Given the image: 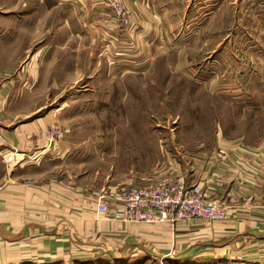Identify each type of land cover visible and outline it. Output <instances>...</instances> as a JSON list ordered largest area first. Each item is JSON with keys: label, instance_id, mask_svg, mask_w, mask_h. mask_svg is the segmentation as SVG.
<instances>
[{"label": "rangeland", "instance_id": "rangeland-1", "mask_svg": "<svg viewBox=\"0 0 264 264\" xmlns=\"http://www.w3.org/2000/svg\"><path fill=\"white\" fill-rule=\"evenodd\" d=\"M120 1L130 12L127 27L106 0H0L9 128L54 112L48 127L63 129L57 148H68L60 163L24 169L30 188L56 180L96 195L109 186L152 183L171 174L169 166L190 168L195 154L203 159L227 140L256 145L264 137V0ZM62 198L48 202L64 210ZM95 210L112 222L105 250L74 264L212 258L161 254L155 240L128 247L119 223H140L133 224L138 230L160 223L108 219Z\"/></svg>", "mask_w": 264, "mask_h": 264}, {"label": "crops", "instance_id": "crops-1", "mask_svg": "<svg viewBox=\"0 0 264 264\" xmlns=\"http://www.w3.org/2000/svg\"><path fill=\"white\" fill-rule=\"evenodd\" d=\"M135 1L142 6L141 0ZM171 2L179 3L178 0ZM166 10L169 11V7ZM210 13V10L205 13V18ZM3 41L7 46V40L0 39V43ZM24 50L15 58H21ZM8 72L9 69L0 71V184L4 183L0 191V264L86 261L89 258L86 252L105 250V229L112 223L95 210L97 192L103 189L95 195L83 187L59 185L56 180L32 188L22 181L29 176H25V168L43 167L47 161L48 164L60 163L68 148L63 142L58 148V142L54 147L47 146L45 133L55 119L54 112L9 128V118L3 109L8 97L7 82L3 80ZM260 140L256 145H249L242 140L230 139L210 149L203 159H198L195 150L190 168L179 166L178 162L169 166L172 175H182L188 184L197 182L209 195L226 202V219L178 220L176 224L146 222L149 225L160 223L147 230L141 226L138 230L133 226L135 223L125 222L119 223L118 236L134 249L140 242L155 240L154 250L161 254L170 251L176 257L189 254L212 257L209 261L194 259L191 263L195 264H219L226 258L231 264H250L248 262L254 259H264V137ZM199 150L202 152L201 148ZM16 152L20 154V161L15 160ZM162 174L151 181L159 180ZM47 189L45 196L42 192ZM58 196L63 197L64 210H58L56 204L48 202L53 197L52 202H56ZM74 251L82 253L76 256Z\"/></svg>", "mask_w": 264, "mask_h": 264}, {"label": "built area", "instance_id": "built-area-1", "mask_svg": "<svg viewBox=\"0 0 264 264\" xmlns=\"http://www.w3.org/2000/svg\"><path fill=\"white\" fill-rule=\"evenodd\" d=\"M120 22L128 25L130 12L120 0H106ZM63 134L58 124H51L46 131L47 146H54ZM96 208L113 218L143 222H176L196 218L224 220L228 205L209 195L197 182L188 184L185 178L166 175L152 183L115 186L97 195ZM251 264H264V259H254Z\"/></svg>", "mask_w": 264, "mask_h": 264}, {"label": "bare ground", "instance_id": "bare-ground-1", "mask_svg": "<svg viewBox=\"0 0 264 264\" xmlns=\"http://www.w3.org/2000/svg\"><path fill=\"white\" fill-rule=\"evenodd\" d=\"M205 220V219H204Z\"/></svg>", "mask_w": 264, "mask_h": 264}]
</instances>
